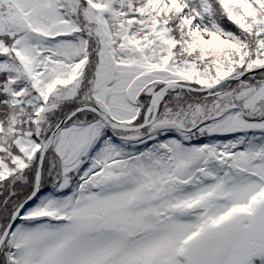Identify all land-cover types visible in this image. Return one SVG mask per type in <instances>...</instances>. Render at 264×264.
Returning a JSON list of instances; mask_svg holds the SVG:
<instances>
[{
	"label": "snow or ice",
	"instance_id": "obj_1",
	"mask_svg": "<svg viewBox=\"0 0 264 264\" xmlns=\"http://www.w3.org/2000/svg\"><path fill=\"white\" fill-rule=\"evenodd\" d=\"M0 264H264V0H0Z\"/></svg>",
	"mask_w": 264,
	"mask_h": 264
}]
</instances>
